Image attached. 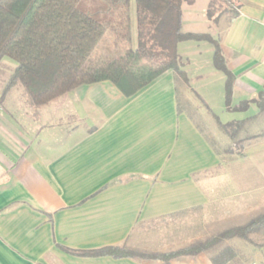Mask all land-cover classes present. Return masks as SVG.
Masks as SVG:
<instances>
[{
  "label": "crops",
  "instance_id": "0c3cea01",
  "mask_svg": "<svg viewBox=\"0 0 264 264\" xmlns=\"http://www.w3.org/2000/svg\"><path fill=\"white\" fill-rule=\"evenodd\" d=\"M239 2L237 17L218 36L235 78L233 105L264 90V0ZM200 50L182 47L188 82L168 71L130 98L100 82L41 108L18 109L6 106L1 93L0 264H163L80 254L106 247L172 252L198 241L195 229L240 227L246 214L264 209L260 199L254 203L256 194L246 202L237 196L255 180L262 186L259 171L249 175V186L228 174L230 164L251 159L259 143L245 158L224 161L180 106L188 90L208 101L202 107L215 116L210 101L224 99V75L214 80L193 73ZM212 54L211 48V61ZM221 81L223 90L214 93ZM249 111L257 113L255 106ZM184 214H195L200 224L177 222ZM183 229L194 230L192 238ZM227 254L219 264H228ZM251 259L264 264V252H252ZM170 264L216 263L210 251Z\"/></svg>",
  "mask_w": 264,
  "mask_h": 264
},
{
  "label": "trees",
  "instance_id": "16d2710c",
  "mask_svg": "<svg viewBox=\"0 0 264 264\" xmlns=\"http://www.w3.org/2000/svg\"><path fill=\"white\" fill-rule=\"evenodd\" d=\"M82 1L0 0V62L8 58L16 64L4 94L20 84L29 105L41 108L80 86L110 82L130 98L168 71L188 82L183 71L186 62L177 47L184 42H207L212 47L214 69L225 77L226 112L245 113L251 106L257 109L254 116L227 124L213 116L219 132L238 150L235 154L230 152L232 158L222 159L241 160L246 156L245 149L264 139V131L240 137L264 112V90L232 106L235 78L227 68L219 37L182 32V7L193 5L194 0H134L135 38L130 0H91L96 7L89 13L80 9ZM239 8V0H209L206 19L216 25L228 14L230 22L237 17ZM210 145L214 149L213 143ZM260 230H264V209L243 226L177 251L144 253L126 247H106L80 255L170 264L179 257L210 252L225 241L250 243V235ZM232 255L229 251L228 260L223 263H229ZM223 256L214 262L219 264Z\"/></svg>",
  "mask_w": 264,
  "mask_h": 264
},
{
  "label": "rangeland",
  "instance_id": "374dc122",
  "mask_svg": "<svg viewBox=\"0 0 264 264\" xmlns=\"http://www.w3.org/2000/svg\"><path fill=\"white\" fill-rule=\"evenodd\" d=\"M80 9L85 12H90L93 11L94 8L96 7V2L91 1V0H83L80 3ZM134 0H130V14H131V23H132V34L133 38H135V11H134ZM205 7H206V0H194L193 5H187L184 4L182 7V32L183 33H207L213 36L214 38H217L221 32L225 29L226 25L228 24L229 20V15H223L219 21L217 22L216 25L212 24L209 22L206 17H205ZM199 45L201 46L202 50H200V53H195L194 61L192 68H193V73H195L194 70H199L201 71V74H204L206 77H211L214 80H217L216 78H220L223 80V74L216 71L213 69L214 67L211 65V45L208 44L207 42H184L182 45L179 46V55L182 56V47L184 45ZM182 58V57H181ZM183 59V58H182ZM183 62H188L183 59ZM187 63L185 67L183 68L184 70H187ZM189 66V65H188ZM16 67V64L8 59V58H3L2 61L0 62V95L1 93L4 92V89L9 82L12 73L14 71V68ZM190 67V66H189ZM215 71V72H214ZM191 73V72H189ZM211 73V75H210ZM190 78V76L188 77ZM223 81L219 83V85L214 84V93L223 90ZM189 87L191 89H194L195 92H199L196 85H192L189 83ZM196 87V88H195ZM213 86H211V91L213 92ZM193 92V91H191ZM185 95L186 101L183 103L180 102V106L185 109L188 113L192 114L190 118L194 121V123L197 125L198 129L204 134V136L210 141V143H213V147L215 150H217L220 153L221 158L223 159H230L232 156L230 155V152L236 153L238 150L236 147H234L227 138L223 137V135L219 132L217 123L214 120L213 116L208 115L203 107L202 104L203 102L208 103V101H203L200 99L198 96H194L190 93L183 92ZM4 94V93H3ZM5 98L8 99L6 101V106L8 107H15L18 109H25V108H31V106L28 103V98L26 96L24 88L20 85L17 84L15 85L12 89L8 90L7 93H5ZM219 99V100H217ZM223 95H218L215 97V100L213 102L210 101V103L213 106V113L216 114L215 116L218 117L219 121L221 124H227L232 121H238V120H243L252 115L251 111L248 112H226L223 111ZM221 104V105H220ZM233 104H236L235 101H232V106ZM200 112V115L197 116L196 113ZM195 114V115H194ZM260 131H264V112L260 115V117L254 121L252 125H250L247 129V132H243L240 137H246L249 136L250 134H256ZM249 148L245 149V152ZM256 152H254V155H252L251 159L248 160H242L238 162H234L230 164L228 167V174L230 175H239L240 178L244 180L245 185H248L249 182V175L250 178L252 175H258L256 174L257 171L261 173L262 179H261V185L260 183H257L258 181L255 180L254 186H249V190H245L243 192H239L242 194H238L239 200H245L249 201L252 200L253 197H251L253 194H256L254 196V203H256L259 199L260 207H264V141L262 140L259 142V145L256 147ZM222 159V160H223ZM238 160V159H237ZM233 160V161H237ZM229 161V162H233ZM257 170V171H256ZM237 175V176H238ZM247 180V181H246ZM252 180L249 182L251 183ZM260 187V188H259ZM261 194V197L259 195ZM261 209H257L254 212H251L250 214H246L245 217L243 218V223H247L252 217L256 216L259 214ZM196 215L195 214H184L181 216H178L175 218L177 222H184V220L187 218H195L194 222L199 225L200 222L196 221ZM181 226V225H178ZM182 229L178 230L179 232ZM227 230L226 228H219L218 226H213L210 230H203V229H195V234L196 237L199 239L196 242H202L206 240L209 237L215 236L218 233ZM183 231L186 233V235H190L192 238V233L194 230L192 229H183ZM250 243H247L245 241H238L237 239H233L229 241L227 245H224V242L213 249L212 256L214 258L215 262L219 261V256L225 252L229 253H234L233 259L229 261L228 264H262V260H252V252H258L259 250H262L264 252V230H260L249 237ZM195 242V243H196ZM132 250H136L139 252H144V253H157L153 251L154 249H149L150 251H144L140 249H135V248H130ZM174 248V246H173ZM177 251V250H175ZM239 253L240 255H236V253ZM231 256V257H232ZM235 256L242 257L238 260L234 258Z\"/></svg>",
  "mask_w": 264,
  "mask_h": 264
}]
</instances>
